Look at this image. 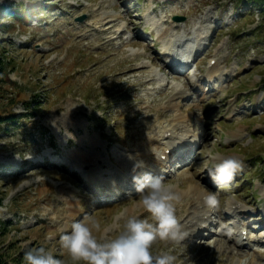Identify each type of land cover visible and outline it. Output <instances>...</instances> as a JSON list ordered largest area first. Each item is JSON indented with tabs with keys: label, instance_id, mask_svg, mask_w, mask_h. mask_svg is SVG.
<instances>
[{
	"label": "rangeland",
	"instance_id": "374dc122",
	"mask_svg": "<svg viewBox=\"0 0 264 264\" xmlns=\"http://www.w3.org/2000/svg\"><path fill=\"white\" fill-rule=\"evenodd\" d=\"M165 34L168 44L181 37L182 55L198 37L186 71L173 73L153 46ZM0 113L11 116L0 125L2 264H24V251L38 246L71 264L59 235L84 217L107 230L98 239L113 238L122 214H144L133 175L156 168L179 205L199 184L218 193L219 206L205 234L158 242L155 253L171 251L176 264H264V10L245 0H0ZM171 122L178 135H200L179 166L154 148L159 126ZM150 138L143 167L127 170L121 158ZM81 153L95 156L96 168L86 169ZM216 154L244 162L227 185L209 177ZM235 199L255 220L246 222L252 247L231 236Z\"/></svg>",
	"mask_w": 264,
	"mask_h": 264
},
{
	"label": "clouds",
	"instance_id": "9594fccd",
	"mask_svg": "<svg viewBox=\"0 0 264 264\" xmlns=\"http://www.w3.org/2000/svg\"><path fill=\"white\" fill-rule=\"evenodd\" d=\"M133 160V172L143 167ZM209 177L218 184H229L244 167L236 156H210ZM135 192L142 215L124 213L123 224L113 238L98 239L96 233L107 231L94 218L84 217L71 224L70 231L59 235V247L66 253L71 264H176L177 257L171 251L158 254L153 251L158 242L179 244L188 233L177 216L181 196L165 182L162 174L150 171L133 175ZM204 204L209 209L219 206L218 193L205 189ZM24 264H66L44 246L29 247L23 253Z\"/></svg>",
	"mask_w": 264,
	"mask_h": 264
},
{
	"label": "bare ground",
	"instance_id": "6f19581e",
	"mask_svg": "<svg viewBox=\"0 0 264 264\" xmlns=\"http://www.w3.org/2000/svg\"><path fill=\"white\" fill-rule=\"evenodd\" d=\"M107 28H109V27L107 26ZM169 45H171V43L168 44V42H167L166 47H168ZM180 92H178V93H180ZM182 93H181V95H182ZM189 121H190V119H189ZM189 121H188V123H189ZM159 128H160L159 137L162 138V140H164L163 144H162L161 139H160V142L158 141L159 145L155 146L154 145L156 142L155 139L150 138L144 145H141L139 149H136L135 152H133V153L129 152L127 154H124V156L121 158V162L124 166L127 167V170L130 171L133 169V160H130L128 158L129 154H131L135 158V160L141 161L140 157L145 156L148 153V151L151 148H153L154 146H155L154 148L156 149V151H158V154L162 153L163 149L166 147L171 148V150H176L173 147H171V145H170L171 140H169L168 136L164 135V132L165 131L167 132L168 130H170L171 134L174 133L176 130V124H173V122H171L170 124H167V125H161V126H159ZM185 134H187V133H185ZM192 134L195 136L196 133L194 134V132H193ZM193 135H190V136L192 137ZM178 140H180L179 142L183 141L182 143L179 144L180 146H183V147L186 146V141H184V138L179 137ZM175 147H178V146H175ZM95 159H96L95 156H93L91 154H84V153L83 154L81 153L80 158H79V160L82 162L81 164L85 163L87 165V167L90 166L89 168H86L88 170L89 169L93 170L94 168H96L95 165L98 162H96ZM95 162H96V164H95ZM164 163L165 164L170 163V158H169V160L167 158L166 161H164ZM159 171H163V170L156 168V169H154L153 173L158 174ZM163 173H164V171L162 173L159 172V174H163ZM92 177L94 178V174H92ZM112 188H113V190H112ZM112 191H117V190H115L114 186L110 187V192H112ZM190 191L193 192L191 195L193 196L194 200L189 199L185 204L179 205L177 207V216L181 217V219H182L181 222L184 225V230L188 233V235H190V234L196 235V233H199L198 230L201 228V226L205 223L211 222L212 218L210 216H209L210 217L209 219L205 218L206 211L211 212V211H209L210 209L203 202V196L205 195V190L200 188L199 184H191L190 185ZM188 202L191 204L187 206ZM235 203L236 202H232L231 204H235ZM230 208H231V205H230ZM240 208H241V206H240ZM242 209H243V207H242ZM198 235H200V234H198ZM241 236H242L241 234L240 235L238 234V236H236V238L234 239V242L238 247L239 246H241V247L245 246ZM248 240H249V238H248ZM249 261L254 262L253 259H250Z\"/></svg>",
	"mask_w": 264,
	"mask_h": 264
},
{
	"label": "trees",
	"instance_id": "16d2710c",
	"mask_svg": "<svg viewBox=\"0 0 264 264\" xmlns=\"http://www.w3.org/2000/svg\"><path fill=\"white\" fill-rule=\"evenodd\" d=\"M243 0H239V2H241ZM245 2H247L248 5L250 6H255L257 9H260V10H264V0H245ZM18 10V11H17ZM19 9H16L17 13L19 14V12H23L22 10ZM6 113H0V125L3 126V125H6L7 123H9V119L11 118V116H8L7 114L5 115ZM0 264H2L0 262Z\"/></svg>",
	"mask_w": 264,
	"mask_h": 264
},
{
	"label": "water",
	"instance_id": "95a60500",
	"mask_svg": "<svg viewBox=\"0 0 264 264\" xmlns=\"http://www.w3.org/2000/svg\"><path fill=\"white\" fill-rule=\"evenodd\" d=\"M84 17H80V19H83ZM175 19H177V20H182V19H184V17L183 16H175Z\"/></svg>",
	"mask_w": 264,
	"mask_h": 264
}]
</instances>
